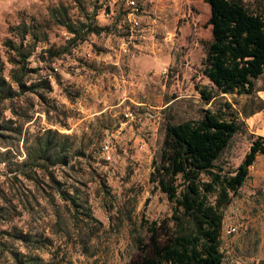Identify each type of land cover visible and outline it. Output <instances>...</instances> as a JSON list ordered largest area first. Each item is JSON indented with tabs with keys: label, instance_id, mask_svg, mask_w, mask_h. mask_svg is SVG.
Wrapping results in <instances>:
<instances>
[{
	"label": "rangeland",
	"instance_id": "1",
	"mask_svg": "<svg viewBox=\"0 0 264 264\" xmlns=\"http://www.w3.org/2000/svg\"><path fill=\"white\" fill-rule=\"evenodd\" d=\"M138 1L139 25L131 27L124 0H0L6 81L12 65L3 41L18 42L9 27L24 20L43 31L35 42L27 36L34 45L28 82L45 78L51 86L39 88L42 97L27 91L0 102V264H17L15 251L44 259L52 252L57 264H132L149 240L148 225L171 224L172 203L150 181L151 163L167 122L198 119L209 106L195 87L209 84L201 60L211 39L210 7L204 0ZM240 2L264 16V0ZM53 7H63L76 27L89 22L103 29L69 43L73 35L49 16ZM254 83L259 96L264 73ZM223 100L236 109L257 101L237 93ZM247 119L220 157L226 167L248 151V127L264 129V111L249 126ZM44 128L69 134L72 147L82 149L72 167H48L62 189L78 195L77 209L59 197L44 171L37 169V184L18 174L16 162ZM5 149L10 153L2 161ZM251 171L246 185L256 192L241 190L223 210L222 264H264V181ZM230 227L235 231L227 232Z\"/></svg>",
	"mask_w": 264,
	"mask_h": 264
},
{
	"label": "trees",
	"instance_id": "2",
	"mask_svg": "<svg viewBox=\"0 0 264 264\" xmlns=\"http://www.w3.org/2000/svg\"><path fill=\"white\" fill-rule=\"evenodd\" d=\"M204 1L210 7L211 39L201 60V71L209 84L195 88L202 102L209 106L201 108L202 115L198 119L165 124L149 178L172 203L171 224L153 221L148 225L149 240L140 260L132 264H222L223 210L239 195L257 154L264 153V136L250 133L248 151L238 165L226 167L219 161L234 134L245 123L244 118L264 108L254 83L264 73V16L240 0ZM49 16L73 35L69 43L84 39L87 32L98 33L103 29L89 22H81L76 27L63 7L51 8ZM81 28L86 31L82 33ZM9 31L19 36V41L10 37L3 41L8 49L7 61L12 67L8 82L0 57V102L27 91L42 97L39 88L49 91L50 83L45 78L28 82L34 69L27 66V59L34 46L31 42L38 40L43 31L24 20L10 26ZM232 93L255 95L257 101L250 109H236L232 102L223 100L224 95ZM9 108L17 115L11 104ZM31 117L27 115L26 121ZM69 138V134L57 128H44L25 147V157L16 165L18 174L35 184L39 180L37 169L44 171L54 183L59 197L77 209L82 205L78 195L62 189L61 181L48 169L55 164L72 167V157L82 154L80 147H72ZM9 153L10 149L4 150L2 161L8 159ZM159 229L163 231L161 236ZM26 237L19 235L22 240ZM12 254L17 264L58 263L52 252L49 259L33 252L15 251Z\"/></svg>",
	"mask_w": 264,
	"mask_h": 264
},
{
	"label": "crops",
	"instance_id": "3",
	"mask_svg": "<svg viewBox=\"0 0 264 264\" xmlns=\"http://www.w3.org/2000/svg\"><path fill=\"white\" fill-rule=\"evenodd\" d=\"M261 91H262V92L259 94V96H260V97L263 99V101H264V89H262ZM263 111H264V108H263L262 110L256 112V113H254L253 115L249 116L248 119H247V123H246V125L249 126V121H248L249 118H250V120H251L252 118H255L256 114H260V113L263 112ZM248 131H249L250 133H253V134H258V135H263V136H264V129H262L261 127L256 128L255 130H251V129H249V127H248ZM260 156L263 157V156H264V153H263V154H257L254 163L249 167V177H248V179L245 181V183L242 185V187L240 188V191H241V190H245V191L248 192V194H253V193L256 192L257 187L254 186V184L249 183V185H246V184L249 182V180H250V177H251V174H252V171H251L252 168L254 169V174H256V176H258V177H261V179L264 181V166L262 165V163L258 164V161H259V159H260ZM262 160H264V158H262ZM255 179H256V178H255Z\"/></svg>",
	"mask_w": 264,
	"mask_h": 264
},
{
	"label": "built area",
	"instance_id": "4",
	"mask_svg": "<svg viewBox=\"0 0 264 264\" xmlns=\"http://www.w3.org/2000/svg\"><path fill=\"white\" fill-rule=\"evenodd\" d=\"M126 3V7L129 9L127 12V17L130 21L131 27H135L139 25V21L135 19L134 15L139 11L141 8V4L139 3L138 0H124ZM164 72L166 69L163 70ZM131 115V113H129ZM109 149L108 144L103 145V150L107 151ZM235 231V227H230L227 232Z\"/></svg>",
	"mask_w": 264,
	"mask_h": 264
}]
</instances>
